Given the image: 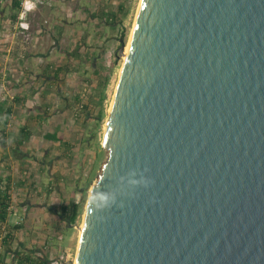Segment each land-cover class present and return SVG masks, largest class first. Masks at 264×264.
I'll use <instances>...</instances> for the list:
<instances>
[{"label": "water", "instance_id": "1", "mask_svg": "<svg viewBox=\"0 0 264 264\" xmlns=\"http://www.w3.org/2000/svg\"><path fill=\"white\" fill-rule=\"evenodd\" d=\"M101 147L74 264H264V0H140Z\"/></svg>", "mask_w": 264, "mask_h": 264}, {"label": "crops", "instance_id": "2", "mask_svg": "<svg viewBox=\"0 0 264 264\" xmlns=\"http://www.w3.org/2000/svg\"><path fill=\"white\" fill-rule=\"evenodd\" d=\"M14 1L0 0V103L11 112L0 120V129L4 123L9 136L6 146H0V176L9 177L11 199L24 216L12 250L41 253L49 249L45 232L55 225L52 213L58 211L52 200L65 188L66 173L72 168L71 148L79 137L76 123L82 105L73 96L78 90L74 76H82L76 69L90 58L85 43L79 44L85 39L82 27L72 32V12L79 13L77 20L83 24L91 15L81 7V0H49L31 12L30 30L15 34L11 30L17 13ZM44 10L57 18L53 25L40 17ZM0 256L9 261L11 252L2 250Z\"/></svg>", "mask_w": 264, "mask_h": 264}, {"label": "rangeland", "instance_id": "3", "mask_svg": "<svg viewBox=\"0 0 264 264\" xmlns=\"http://www.w3.org/2000/svg\"><path fill=\"white\" fill-rule=\"evenodd\" d=\"M92 1V0H91ZM93 4L89 0H81V7L88 9L91 18L83 24L79 22V13L72 12L71 21L75 24L72 32H79L82 27L84 31L83 49L85 54L90 57L86 59L83 65L79 64L76 72H83L82 76L77 75L74 87L78 90L73 91L74 97L86 105L87 109L79 118L80 121L76 128L79 137L75 141V146L71 148L72 158L69 160L71 171L66 173L65 188L60 194L53 198V209L58 211L52 213L56 215L57 221L52 220L47 224L50 231L45 232L49 236V263L73 264L76 252L78 228L83 220V214L86 207L88 194L91 185L96 180L101 164L106 159L107 152L101 147L103 127L106 122L108 108L112 93L118 79V72L122 66V57L118 55L117 50L120 41L126 43L129 39L130 29L136 14L139 0H95ZM87 2L89 4H87ZM119 3L123 4L122 11L116 10ZM91 7V8H90ZM91 9V10H90ZM91 11V12H90ZM115 14L114 24H106L107 15ZM40 17L50 19V25H53L57 18L54 14L46 10ZM86 67V68H84ZM81 68V69H80ZM83 85V87H81ZM82 88V90H81ZM80 89V90H79ZM102 112V119L98 122V113ZM81 133V134H80ZM76 134L70 136L74 141ZM81 138V139H80ZM40 155V152H36ZM71 203H78L80 212L73 224L62 214L59 209L62 204L70 206ZM16 213L22 214L21 209L16 208ZM48 218L50 214L47 213ZM53 226V227H51ZM56 226L57 228H54ZM53 228V229H52ZM50 245L52 249H50Z\"/></svg>", "mask_w": 264, "mask_h": 264}, {"label": "trees", "instance_id": "4", "mask_svg": "<svg viewBox=\"0 0 264 264\" xmlns=\"http://www.w3.org/2000/svg\"><path fill=\"white\" fill-rule=\"evenodd\" d=\"M20 1V0H19ZM19 1L15 0L13 2L14 8L18 9ZM123 4L119 3L116 7V10L122 11ZM115 14L111 13L107 15L106 24H114ZM82 84L81 87H83ZM80 90V89H79ZM82 90V88H81ZM79 100V97L76 96ZM82 107L80 108V114L83 115V112L87 109L86 105L81 102ZM10 108L8 106H4V103H0V120L6 119L10 117ZM102 112L99 111L98 113V122L102 119ZM1 122V121H0ZM3 128L0 129V146H6L8 142V133L5 130V124L2 123ZM10 180L9 177H1L0 176V253L3 250H7L11 252V259L9 261L4 260L3 256H0V264H49V257H48V249H42L41 253H37L35 250H12V243L16 240V232H18L22 228L21 224H11L8 223V212L7 207L8 204L12 201L11 199V190H10ZM80 206L78 203H71L70 206L63 205L59 208L61 210V215L63 214L69 221L70 224H73L80 212Z\"/></svg>", "mask_w": 264, "mask_h": 264}, {"label": "built area", "instance_id": "5", "mask_svg": "<svg viewBox=\"0 0 264 264\" xmlns=\"http://www.w3.org/2000/svg\"><path fill=\"white\" fill-rule=\"evenodd\" d=\"M49 3V0H20L19 6L16 13V19L11 24V30L13 33H22L25 34L30 30V14L35 9L40 6L46 5ZM46 22V21H44ZM12 189V186H11ZM17 206L11 201L8 204V223L11 224H21L24 222V216L15 212ZM49 264H57V262H52Z\"/></svg>", "mask_w": 264, "mask_h": 264}, {"label": "bare ground", "instance_id": "6", "mask_svg": "<svg viewBox=\"0 0 264 264\" xmlns=\"http://www.w3.org/2000/svg\"><path fill=\"white\" fill-rule=\"evenodd\" d=\"M139 4H140V0H139V2H138V4H137L136 12H137V10H138ZM135 15H136V14H135ZM133 24H134V21H133ZM132 29H133V25H132V27H131V29H130L129 39H128L127 43H126V46H125V48H124V52H123V55H122V64H123V60H124V58H125V55L127 54V51H128V44H129V40H130V37H131ZM120 71H121V66H120V69H119L118 74L120 73ZM115 87H116V85H115ZM114 89H115V88H114ZM113 92H114V91H113ZM112 96H113V93H112ZM111 99H112V97H111ZM110 101H111V100H110ZM109 107H110V105H109ZM108 110H109V108H108ZM104 127H105V124H104ZM104 127H103V128H104ZM102 164H103V163H102ZM102 164H101V166H102ZM100 169H101V167H100ZM96 179H97V178H96ZM94 182H95V181H94ZM93 184H94V183H93ZM93 184H92V185H93ZM92 185H91V187H92ZM91 187H90V190H89L88 198H89V195H90ZM87 201H88V199H87ZM86 205H87V204H86ZM84 213H85V210H84ZM83 217H84V214H83ZM82 225H83V220H82V222H81V224H80V226H79V228H78V238H77L76 251H77V247H78V243H79V237H80V234H81ZM75 253H76V252H75ZM73 261H75V256H74V260H73ZM73 264H74V263H73Z\"/></svg>", "mask_w": 264, "mask_h": 264}]
</instances>
